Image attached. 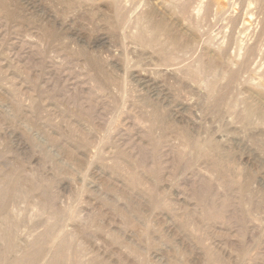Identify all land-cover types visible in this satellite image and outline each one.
Here are the masks:
<instances>
[{"label": "rangeland", "instance_id": "obj_1", "mask_svg": "<svg viewBox=\"0 0 264 264\" xmlns=\"http://www.w3.org/2000/svg\"><path fill=\"white\" fill-rule=\"evenodd\" d=\"M236 1L0 0V264L53 223L57 237L77 235L87 264H264V103L263 116L240 119L264 60L255 78L226 86L262 16L245 18L242 39L222 14L257 10ZM148 9L169 20L178 46L164 33L137 39ZM190 141L212 153L196 156Z\"/></svg>", "mask_w": 264, "mask_h": 264}, {"label": "bare ground", "instance_id": "obj_2", "mask_svg": "<svg viewBox=\"0 0 264 264\" xmlns=\"http://www.w3.org/2000/svg\"><path fill=\"white\" fill-rule=\"evenodd\" d=\"M77 1H80L79 2V4L83 1V0H77ZM89 1V0H88ZM185 1V0H184ZM230 1V0H229ZM233 1V0H232ZM236 1V0H235ZM240 1V0H239ZM245 2H244V4L246 3V5H248L249 7L251 6V5H254V4H256L255 6H256V8L254 9V10H257L256 11V13L255 12H244V11H241V12H239L241 9H239V10H237L239 13H235V11H234V13L233 14H229V13H227V12H225V9L223 8L222 9V6H221V10H224V12L222 11V13H224V14H222V16H225L224 17V20H226V21H228V23L231 25V27L233 28V30L236 32L237 30H239V36H240V34H242L243 33V30L245 29V26H246V20L247 19H245V18H248V17H250V18H252V20L254 19V17L256 18H258V16H262V28H261V30L258 32L257 30H255V31H257L256 32V37H255V42H254V40H253V38H252V40H253V42L254 43H251L252 45H250L249 47H247V49L244 51V55H243V59H242V61H240V63H238V65H237V68H230L229 69V71H228V73H226L227 74V88L228 87H230V88H232L234 85H237V84H241L240 82H243V78H244V76H246L247 74L250 76V75H252V74H255V72H257V67L259 68L260 66H259V61H262V60H264V0H244ZM175 2V1H174ZM188 2V1H187ZM237 2V1H236ZM169 3H171V1L169 2ZM168 3V4H169ZM179 3V1L177 2V4ZM199 3V2H198ZM230 3V2H229ZM229 3H227V6H228V8L230 7L229 5ZM239 3V2H238ZM82 4H84V3H82ZM87 4H88V2H87ZM85 5L86 7L88 6V5ZM173 4H175V3H172V6H171V4H170V6L171 7H173ZM184 4V3H183ZM189 4V3H188ZM212 4H214V3H211V4H209V5H207L206 7H205V9H204V16L203 17H205V18H207V19H210L211 18V16L213 15V11L215 10H213V7H212ZM237 4V3H236ZM90 5H92V3L91 4H89V6H88V10L90 9L89 7H90ZM94 5H96V4H94ZM107 5V4H106ZM176 5V4H175ZM175 5H174V7H175ZM186 5H187V3H186ZM186 5H179L180 6V10H181V12L183 13V14H186L187 13V7L188 6H186ZM190 5V4H189ZM109 6H111V5H109ZM169 6V7H170ZM191 6V5H190ZM189 6V10H192L191 9V7ZM194 6V5H193ZM214 6V5H213ZM226 6V7H227ZM231 6H232V3H231ZM240 6V5H239ZM72 7V6H71ZM84 7V6H83ZM91 7H93V6H91ZM170 7V8H171ZM216 7V6H215ZM220 7V5L218 6V8ZM225 7V8H226ZM234 7V6H233ZM238 7V6H237ZM245 7V6H244ZM243 7V9L245 10V8ZM252 7H254V6H252ZM95 8V7H94ZM170 8H168L166 5H163L162 6V11L164 12V14H167L168 12H169V10H170ZM227 8V9H228ZM232 8V7H231ZM241 8V7H240ZM77 9V8H76ZM86 9V8H85ZM120 9V8H119ZM151 9V8H150ZM169 9V10H168ZM197 9V8H196ZM220 9V8H219ZM236 9V8H235ZM247 9V8H246ZM251 9V8H250ZM172 10H173V8H172ZM172 10H170V11H172ZM198 10V9H197ZM196 10V11H197ZM221 10H220V12H221ZM230 10V9H229ZM94 11V10H93ZM146 11V10H145ZM150 10L148 9V12H149ZM159 11V10H158ZM219 10L217 9L216 10V12H218ZM232 11V10H231ZM248 11V10H247ZM250 11V10H249ZM156 12V11H155ZM175 12H176V9H175ZM175 12L173 11V13L175 14ZM194 12V11H193ZM230 12V11H229ZM115 13H116V11H115ZM159 13V12H158ZM248 13V14H247ZM149 16H148V18H149V20H150V25H148V27H147V29L145 30L144 28H142L143 30H140L141 32L140 33H138V35L136 36L137 37V39L139 40V41H141V40H143L144 38H146L145 36H146V34L147 35H149V33L151 32L152 33V35L150 36L151 38H150V41L149 42H151V43H154V41H157L158 42V40H156L157 38H158V35L160 34L161 35V33H164V35H165V37H166V43L168 44V46H174V47H176V46H178L179 44H178V42H177V36L176 35H174V33L172 34L171 33V31L169 32V30H168V27H170V26H168L167 27V22L169 21L165 16H163L161 19H159L158 18V20L157 21H154L153 20V16H154V18H155V15H154V12L151 10L149 13ZM218 14H219V12H218ZM221 14V13H220ZM121 15V14H120ZM160 15V14H159ZM117 16V15H116ZM156 16H157V14H156ZM161 16V15H160ZM185 16V15H184ZM187 16V15H186ZM121 18H122V15L120 16ZM210 17V18H209ZM213 17H215V16H213ZM218 17H219V15H218ZM120 18V19H121ZM185 18H187V17H185ZM217 18V17H216ZM216 18H213V21H215L214 19H216ZM222 18V20H223V17H221ZM143 19V18H142ZM195 20V19H194ZM206 20V19H205ZM211 20H212V18H211ZM221 21V19H217V21ZM256 20V19H255ZM260 20V21H261ZM143 21V20H142ZM196 21V20H195ZM208 21V20H207ZM218 21V22H219ZM254 21V20H253ZM148 22H147V24H148ZM193 22V21H192ZM218 22H217V24H218ZM250 22V21H249ZM194 23V22H193ZM227 22H225V24H226ZM248 23V22H247ZM135 24V23H134ZM201 24V23H200ZM213 24H214V22H213ZM220 24V23H219ZM221 24H223L224 25V23H221ZM248 24H250V23H248ZM248 24H247V27H248ZM259 24V23H258ZM169 25V24H168ZM197 25H199V24H197ZM222 25V26H223ZM183 26V25H182ZM200 26H202V25H200ZM227 26V25H226ZM254 26V25H253ZM256 26H258V25H256ZM123 27V26H122ZM197 27V26H196ZM204 27V26H203ZM213 27L215 28L216 27V25L214 24L213 25ZM230 27V26H229ZM230 27V28H231ZM241 27V28H240ZM225 28V27H224ZM249 28H250V26H249ZM188 29V28H187ZM190 29H192V28H190ZM257 29V28H256ZM172 30V29H171ZM230 30V29H229ZM247 29H245V31H246ZM150 31V32H149ZM230 31H232V30H230ZM147 32H149V33H147ZM233 32V31H232ZM238 32V31H237ZM247 32V31H246ZM245 32V33H246ZM124 33V32H123ZM187 33V32H186ZM234 33V32H233ZM237 34V33H236ZM159 35V36H160ZM189 35V34H188ZM245 35V34H244ZM249 35V34H248ZM254 35V34H253ZM104 36V35H103ZM190 36H191V34H190ZM234 36H235V34H234ZM242 36V35H241ZM240 36V37H241ZM185 37V36H184ZM235 37H237V36H235ZM234 37V38H235ZM240 37H239V40H240ZM250 37V36H249ZM133 38V37H132ZM238 38V37H237ZM237 38H235V40H237ZM242 39H243V37H241ZM100 39V38H99ZM59 40V39H58ZM232 40V39H231ZM231 40H230V42H231ZM251 40V41H252ZM108 41V40H107ZM181 41V40H180ZM202 41V40H201ZM233 41H234V39H233ZM243 41V40H242ZM248 41V40H247ZM55 43V42H54ZM180 43V42H179ZM235 42H233V44H234ZM145 44H146V42H145ZM149 44V43H148ZM187 45H189V43H186ZM249 44V43H248ZM190 45H192V44H190ZM229 45V44H228ZM235 45H236V43H235ZM239 45H241L240 43H239ZM162 46H164V47H166V45H163L162 44ZM167 46V47H168ZM193 46H195V44L193 45ZM206 46V45H205ZM232 46H234V45H232ZM231 46V47H232ZM228 47V46H227ZM238 47V46H237ZM233 48V47H232ZM240 48V47H239ZM242 48V47H241ZM170 49V48H169ZM165 50V49H164ZM167 50V49H166ZM165 50V51H166ZM173 50V49H172ZM176 50H177V48H176ZM237 50V49H236ZM169 51V50H168ZM205 51V50H204ZM221 51V50H220ZM162 52H164V51H162ZM173 52H174V50H173ZM208 52V51H207ZM206 52V53H207ZM242 52V51H241ZM165 53V52H164ZM170 53V52H169ZM172 53V52H171ZM184 53V52H183ZM182 53V54H183ZM205 53V52H204ZM243 53V52H242ZM168 54V53H167ZM219 54V53H218ZM226 54V53H225ZM231 54V53H230ZM239 54H241V53H239ZM165 56H166V54H164ZM217 55V54H216ZM218 56V55H217ZM227 56V55H226ZM225 56V57H226ZM166 58V57H165ZM220 58V57H219ZM209 60L210 59H212V58H208ZM229 59H231V58H229ZM239 59V58H238ZM241 59V58H240ZM167 60V59H166ZM208 60V61H209ZM212 60H214V59H212ZM212 60H211V62H212ZM178 61H180V59L178 60ZM207 61V60H206ZM219 61V60H218ZM211 62H209V63H211ZM236 62H238V61H236ZM225 63V62H224ZM235 62H233L232 64H234ZM262 63V65H263V63L264 62H261ZM97 64V63H96ZM162 65V64H161ZM167 65V64H166ZM190 65V64H189ZM203 65H205V64H203ZM235 65V66H236ZM261 65V66H262ZM191 66H192V64H191ZM208 66V65H207ZM234 66V67H235ZM180 67V66H179ZM183 67V66H182ZM190 67V66H189ZM204 67V66H203ZM205 68V67H204ZM208 68H209V66H208ZM210 68H212L213 70L215 69V72L217 71V77L218 76H221V75H219V72H218V70H219V68H220V65L214 60V64L212 63V65L210 64ZM261 68H263V67H261ZM174 69V68H173ZM201 69H202V67H201ZM89 70V69H88ZM180 70V69H179ZM194 70V69H193ZM208 70V69H207ZM220 71V70H219ZM260 71V70H259ZM195 72V71H194ZM199 72H200V70H199ZM215 72L214 73H212V74H215ZM262 71H260V73H261ZM172 73H174V72H172ZM185 73V72H184ZM264 73V72H263ZM138 74V73H137ZM142 74V73H141ZM174 74H176V73H174ZM178 74V73H177ZM190 74H192L191 72L189 73V75ZM196 74H197V72H196ZM195 74V75H196ZM215 74V75H216ZM262 74V73H261ZM260 74V75H261ZM193 75V74H192ZM257 75V74H256ZM210 76V75H209ZM248 76V77H249ZM253 76H255V75H253ZM253 76H250V77H252V78H255V77H253ZM142 78L143 80H146V81H148L149 79H148V77L147 76H145V77H143V76H141L140 74H138L137 75V78ZM248 77H246V78H248ZM249 77V78H250ZM175 78V77H174ZM187 78V77H186ZM186 78H185V82H186ZM192 78V77H191ZM211 78V77H210ZM256 78H257V76H256ZM259 78V77H258ZM262 78V77H261ZM245 79V78H244ZM251 79V78H250ZM210 80V79H209ZM246 80V79H245ZM253 80V79H252ZM255 80V79H254ZM261 79H259V81H260ZM211 81H212V79H211ZM247 81H251V80H247ZM258 81V80H257ZM258 81V82H259ZM263 82H261L260 81V83H257L258 85H257V87H256V89H255V93H253V95L251 94V98H250V100H249V102H247L246 100V102H245V107H244V109H243V112H242V115H241V117H240V119L242 118L243 119V121L244 122H246V123H249L254 117L255 118H257L256 116H263L262 115V105H263V103H264V80H262ZM110 82V81H109ZM111 84H113V81L112 82H110ZM115 83V82H114ZM148 83V82H147ZM183 83H184V81H183ZM245 84H247L246 83V81L244 82ZM250 83V82H249ZM252 83V85L251 84H249L250 85V87H252V86H254V85H256V84H253V82H251ZM256 83V82H255ZM219 84H220V82H219ZM218 84V85H219ZM142 85V84H141ZM221 85V84H220ZM219 85V86H220ZM244 85V84H243ZM108 86V84L106 85V87ZM114 86H115V84H114ZM158 86V85H157ZM201 86V85H200ZM204 86V85H203ZM219 86L217 87L216 86V83H214L213 85H211V87H210V91L212 92V91H216L217 92V96H216V101H218V103L219 102H221V100L223 99V95H224V93L225 92H223V95L221 94V88L222 87H220V89H218L219 88ZM225 86V85H224ZM247 86H248V84H247ZM117 87V86H116ZM115 87V88H116ZM107 88H110V87H107ZM114 88V87H113ZM150 88V87H149ZM208 88V87H207ZM240 88V87H239ZM248 88V87H247ZM111 89V88H110ZM229 89V88H228ZM252 89V88H251ZM251 89L249 88L248 90H250L251 91ZM99 90V89H98ZM116 90V89H115ZM225 90V89H224ZM100 91H101V89H100ZM223 91V90H222ZM102 92V91H101ZM114 92V91H113ZM112 92V93H113ZM251 92H254V91H251ZM104 93H105V91H104ZM111 93V94H112ZM245 93V92H244ZM243 93V94H244ZM242 94V95H243ZM105 95V94H104ZM109 95H110V92H109ZM113 95V94H112ZM250 95V94H249ZM214 96V95H213ZM230 97V96H229ZM246 97V96H245ZM245 97H243V98H245ZM132 99V98H131ZM134 100H135V98H133ZM246 99V98H245ZM137 100V99H136ZM146 101V100H145ZM238 101V100H237ZM242 101V100H241ZM188 102V101H187ZM134 104V103H133ZM221 105V104H220ZM220 105H218V106H220ZM217 106V105H216ZM141 107V106H140ZM185 107V106H184ZM147 108V107H146ZM240 108V107H239ZM264 108V107H263ZM231 110H232V108H231ZM158 112V111H157ZM155 114V112H152V114ZM148 114V113H147ZM151 115H149V117H150ZM154 116V115H153ZM148 117V116H147ZM156 117V116H155ZM154 118V117H153ZM160 118V117H159ZM254 118V119H255ZM259 118V117H258ZM147 119H150V118H147ZM152 119V118H151ZM151 119H150V121H151ZM157 119V118H156ZM241 119V120H242ZM253 119V120H254ZM263 119V118H262ZM252 120V121H253ZM256 120H259V119H256ZM148 121V120H147ZM264 121V120H263ZM154 122V121H153ZM262 123V122H261ZM152 123H150V125H151ZM252 124V123H251ZM263 125V124H262ZM261 125V126H262ZM153 126H154V124H153ZM152 126V127H153ZM160 127H161V125H159ZM149 127V126H148ZM151 127V126H150ZM155 127V126H154ZM264 127V126H263ZM151 134V133H150ZM183 134V133H182ZM262 134V133H261ZM70 135V134H69ZM178 135V134H177ZM178 136H180V135H178ZM65 137V136H64ZM71 137H72V134H71ZM65 138H67V137H65ZM183 138V137H182ZM29 139V138H28ZM67 139H69V141H70V137L69 138H67ZM50 140H51V138H50ZM50 140H48V141H50ZM76 141L73 137H72V140H71V142L72 141ZM190 140V139H189ZM47 141V142H48ZM182 141H184V140H182ZM195 141V140H194ZM53 141H51V143H52ZM66 143H68V141L66 140L65 141ZM77 142V141H76ZM76 142L75 143H73L74 145L76 144ZM50 143V142H49ZM70 143V142H69ZM68 143V145H70ZM211 143V142H210ZM202 144V142L201 143H198V142H193V141H190L189 143H188V147L190 148V150H192L194 153H195V155L196 156H202V155H204V156H206L207 155V153L209 152V153H212V152H210L209 150L211 149L210 147H211V144ZM54 144H57V143H55L54 142ZM72 144V145H73ZM67 145V144H66ZM73 145V146H74ZM78 145H80V144H78ZM77 145V147H79ZM52 146H53V143H52ZM61 145H59L58 146V144H57V147H59L58 149L59 150H61L62 148H64V147H60ZM81 146V145H80ZM90 146V145H89ZM186 146V145H185ZM54 147V146H53ZM66 147V146H65ZM81 147H83V145L81 146ZM81 147H80V149H81ZM87 147V146H86ZM61 148V149H60ZM76 147H74L73 149H75ZM89 148H91V147H89ZM213 148V147H212ZM44 149V148H43ZM54 149H56V147L54 148ZM57 149V150H58ZM66 149V148H65ZM80 149H75V150H73V151H75V152H77V150H80ZM56 150V151H57ZM58 150V151H59ZM82 150H83V148H82ZM87 150H88V148H87ZM49 151V150H48ZM65 151H67V150H65ZM84 151H86V149L84 150ZM50 152V151H49ZM49 152H47V150L45 149V152H44V155H45V157H47V158H51V157H53V159H54V156H51L52 154H49ZM68 152V151H67ZM71 152V151H70ZM87 152V151H86ZM189 152V151H188ZM208 153V154H209ZM71 154V153H70ZM87 154H89L88 152H87ZM206 154V155H205ZM207 157V156H206ZM201 163V162H200ZM117 164H119V163H117ZM209 164H210V162H209ZM205 165H207V164H205ZM118 167V166H117ZM214 168V167H213ZM229 175V174H228ZM135 182V181H134ZM237 183V182H236ZM228 185V184H227ZM26 191V190H25ZM23 192V191H22ZM21 192V193H22ZM27 193H28V191H26ZM3 193V192H2ZM13 193V192H12ZM1 194V193H0ZM15 194V193H14ZM3 195V194H2ZM19 195H20V193H19ZM14 196H16L15 198H17L18 196L17 195H14ZM13 196V197H14ZM24 196H25V194L23 195V197L21 196V198H24ZM10 197V196H9ZM0 198H2V197H0ZM4 198V197H3ZM13 200V199H12ZM0 201H1V199H0ZM40 201H43L42 199L40 200ZM46 202V201H45ZM41 205V204H40ZM45 205H46V203H45ZM47 206V205H46ZM49 207V206H48ZM50 208V207H49ZM261 208V207H260ZM56 209V208H55ZM54 209V210H55ZM259 209V208H258ZM1 210V209H0ZM6 210H7V208H6ZM3 212H4V208H3V210H2ZM1 211V212H2ZM10 211V210H9ZM118 211H121V210H118ZM55 211H53L52 213H54ZM57 214H58V212H57ZM120 214V213H119ZM129 214H131V213H129ZM6 216H8V214H5ZM10 215V214H9ZM61 215L62 214H60V216L59 217H61ZM121 215V214H120ZM133 215V214H132ZM11 216H13V214L11 215ZM53 216H55L56 217V215H52V217ZM134 217H135V215H133ZM123 217V216H122ZM125 217H127V216H125ZM1 218H3V217H1ZM8 218H10V217H8ZM7 217L5 218V216H4V219H6V220H4V222H6V221H9V219H8ZM74 218H75V216H74ZM73 218V219H74ZM124 218V217H123ZM52 219H54V218H52ZM62 219V218H61ZM58 220V219H57ZM56 220V221H57ZM127 220V219H126ZM55 221V222H56ZM133 221V220H132ZM1 223V222H0ZM13 223V222H12ZM9 224V225H11L12 226V228H13V226H15V224ZM75 223V222H74ZM133 223V222H132ZM55 223H53L52 225H49L48 227H47V229H46V231H45V233L43 234V236H41L40 238H37V239H35V240H33V241H31L30 242V244H28V246H27V249L26 250H24V251H22V248L21 247H18V245L16 246V245H13V248H12V250H14V251H16V252H14L15 253V255L12 257V259L11 258H9V260L8 261H6L5 259V263H3V264H44V263H42L41 261H42V259H45V258H42V257H47V262L45 263V264H87L86 263V261H84L83 259H82V257H81V252H83V251H81V249H80V246H78L77 245V247L75 248V250L76 251H74V245H73V239L74 238H76L75 237V235H73V234H71L72 236H70V235H68V233H67V235L68 236H70V238H73V236H74V238L73 239H68V237L66 238V235H65V237L64 236H60L59 235V237H57L56 235H55V233L54 232H57V231H55V225H54ZM56 224H57V222H56ZM2 225H4V224H2ZM6 225H7V223H6ZM76 226V225H75ZM100 226V225H99ZM135 226V225H134ZM133 225H132V227L133 228H136V227H134ZM1 227V226H0ZM8 227V226H7ZM80 227V226H79ZM2 228V227H1ZM16 228V227H15ZM65 228V227H64ZM68 228V227H67ZM74 228V227H73ZM66 230V229H65ZM79 230V229H78ZM8 231V230H7ZM11 231V230H10ZM80 231H82V230H80ZM19 233V232H18ZM53 233H54V235H55V238L57 237V240L55 241V239H53V237H54V235H53ZM60 233V232H59ZM58 233V234H59ZM62 233V232H61ZM114 235V234H113ZM8 236V234L6 233V231L2 228V229H0V237L2 238V240L3 239H5V237H7ZM9 236L11 237V234H9ZM13 236H14V234H13ZM77 236V235H76ZM110 236V235H109ZM21 237V236H20ZM8 238V237H7ZM88 238V237H87ZM110 238V237H109ZM17 239V238H16ZM25 239H27V238H25ZM111 239V238H110ZM117 239V238H116ZM1 240V239H0ZM29 240V239H28ZM148 240V239H147ZM4 241V240H3ZM53 242V241H55L56 242V244H57V248H54V249H56L53 253H50L51 251L49 250V247H50V244H51V248H53L52 247V243H50V242ZM115 241V240H114ZM11 242H12V240H11ZM25 243H27V242H25ZM54 243V242H53ZM7 244V243H6ZM11 244V243H10ZM21 244V243H20ZM55 244V245H56ZM76 245V244H75ZM20 246H22V244L20 245ZM26 246V245H25ZM21 248V249H20ZM73 249V250H72ZM127 249V248H126ZM130 250L132 249L133 250V248H129ZM128 250V249H127ZM50 251V252H49ZM12 253V252H11ZM46 253H48V254H46ZM83 254V253H82ZM49 256V258H48V256ZM3 259V258H2ZM4 260H2V262H4ZM44 262V261H43Z\"/></svg>", "mask_w": 264, "mask_h": 264}]
</instances>
